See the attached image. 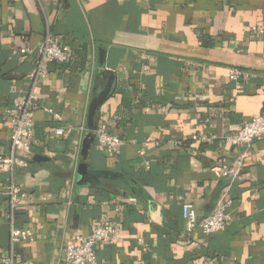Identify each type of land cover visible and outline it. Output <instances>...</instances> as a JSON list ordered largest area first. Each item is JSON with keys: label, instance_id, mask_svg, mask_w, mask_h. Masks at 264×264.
I'll list each match as a JSON object with an SVG mask.
<instances>
[{"label": "crops", "instance_id": "0c3cea01", "mask_svg": "<svg viewBox=\"0 0 264 264\" xmlns=\"http://www.w3.org/2000/svg\"><path fill=\"white\" fill-rule=\"evenodd\" d=\"M257 25L264 26V0H0V156L10 149L5 111L31 90L34 49L47 35L71 49L66 64L49 65L33 88L31 157L14 178L25 193L15 226L35 239L16 245L13 264H60L76 231L89 234L102 215L117 237L97 247L94 264H264V139L240 148L185 142L190 134L221 140L264 115ZM101 51L116 83L97 127L124 144L109 155L94 143L90 170L103 175L80 187L78 128L86 129ZM231 69L248 78L231 82ZM68 128L69 135L54 134ZM36 155L49 160L34 162ZM223 167L229 177L212 171ZM223 197L232 220L213 235L196 229L187 245L182 204L201 220ZM7 212L0 197V213ZM9 256L3 220L0 258Z\"/></svg>", "mask_w": 264, "mask_h": 264}, {"label": "built area", "instance_id": "2783aa9c", "mask_svg": "<svg viewBox=\"0 0 264 264\" xmlns=\"http://www.w3.org/2000/svg\"><path fill=\"white\" fill-rule=\"evenodd\" d=\"M252 32L264 34V26L257 25L252 27ZM35 62L33 70L29 74L31 81V90L23 100L14 99L6 109L5 115L9 123V144L10 149L6 156H0V173L6 176V188L0 192V197H4L8 203V212L0 213V222L5 221L9 227V245L10 256L0 258L1 264H13L14 249L20 242H33L35 234L30 229L17 228L15 226V216L17 211L24 203L25 193L15 182L16 168L25 167L30 160V141L32 139V119L30 112L37 109L36 96L33 88L39 79L48 77V67L52 64H65L70 56L71 49L68 46L61 45L47 35L41 44L34 49ZM248 78L247 73L237 69H231L229 80L238 83ZM54 121L61 122L59 114L48 111ZM80 134H84L87 129L84 126L78 128ZM72 128L56 129V136L69 135ZM95 144L97 147L108 153L116 155L124 141L116 136L107 133L104 129H98L96 132ZM264 139V115L256 114L251 116L234 134L229 137L218 139L212 134L198 135L190 134L186 143L213 144L220 141L230 147H247L253 141ZM179 144V143H174ZM142 167L149 171V161H143ZM213 173L218 177H229L230 171L226 168L213 169ZM231 201L227 197L220 199L217 209L211 215L198 220L195 208L190 203H183L181 207L182 219L185 223V231L182 239L187 245H193L190 240L191 234L199 229L205 235H213L221 231L231 220L228 213ZM117 237L115 224L109 220L106 215L100 217L99 222L93 227L89 234H83L77 230L71 242L67 243L60 254V264H94L96 261V249L100 245H107L115 241ZM202 264H216L213 259H207Z\"/></svg>", "mask_w": 264, "mask_h": 264}, {"label": "water", "instance_id": "95a60500", "mask_svg": "<svg viewBox=\"0 0 264 264\" xmlns=\"http://www.w3.org/2000/svg\"><path fill=\"white\" fill-rule=\"evenodd\" d=\"M98 72L94 78V86L92 89L91 97L87 106L86 111V129L87 131L83 134L81 147L79 152V164L77 168V186L94 185L98 182V178L103 175L92 172L90 164V156L95 143L98 113L100 108L106 103L111 97L114 91L116 77L113 71L105 68V57L104 52L101 51L98 57ZM104 84L103 87L98 85L101 80ZM48 158L36 155L33 158L34 162H46ZM105 174V173H104ZM113 177L115 175H112Z\"/></svg>", "mask_w": 264, "mask_h": 264}, {"label": "trees", "instance_id": "16d2710c", "mask_svg": "<svg viewBox=\"0 0 264 264\" xmlns=\"http://www.w3.org/2000/svg\"><path fill=\"white\" fill-rule=\"evenodd\" d=\"M66 64V63H65ZM15 220H16V216H15Z\"/></svg>", "mask_w": 264, "mask_h": 264}]
</instances>
